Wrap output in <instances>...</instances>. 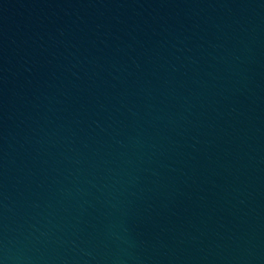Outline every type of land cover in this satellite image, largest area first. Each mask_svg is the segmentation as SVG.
<instances>
[{
	"label": "water",
	"instance_id": "water-1",
	"mask_svg": "<svg viewBox=\"0 0 264 264\" xmlns=\"http://www.w3.org/2000/svg\"><path fill=\"white\" fill-rule=\"evenodd\" d=\"M0 264H264V0H0Z\"/></svg>",
	"mask_w": 264,
	"mask_h": 264
}]
</instances>
